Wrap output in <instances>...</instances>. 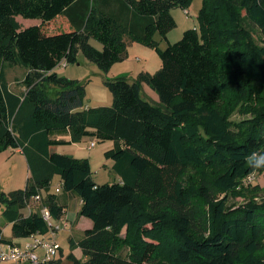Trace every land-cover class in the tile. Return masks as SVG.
I'll list each match as a JSON object with an SVG mask.
<instances>
[{
  "label": "trees",
  "instance_id": "trees-1",
  "mask_svg": "<svg viewBox=\"0 0 264 264\" xmlns=\"http://www.w3.org/2000/svg\"><path fill=\"white\" fill-rule=\"evenodd\" d=\"M191 1L0 0V152L21 148L32 168L24 188L0 191L13 237L48 232L39 203L22 212L34 195L64 217L50 190L59 175L93 221L72 264H264V200L228 203L243 178L264 173L246 162L264 152V0H202L199 27L160 48L156 35L176 27L172 9ZM17 16L42 23L22 28ZM59 16L70 30L49 34L44 25ZM133 42L155 48L162 66L133 82L104 80L112 105L86 107L88 82L55 70L82 52L108 72ZM6 62L28 69L23 99L7 90ZM143 83L159 102L144 98ZM85 137L114 142L104 155L119 182L99 184L88 158L50 151ZM0 242L12 244L1 225Z\"/></svg>",
  "mask_w": 264,
  "mask_h": 264
},
{
  "label": "rangeland",
  "instance_id": "rangeland-1",
  "mask_svg": "<svg viewBox=\"0 0 264 264\" xmlns=\"http://www.w3.org/2000/svg\"><path fill=\"white\" fill-rule=\"evenodd\" d=\"M202 6V0H192L191 4L186 7L176 6L172 9V15L176 22V27L173 28L167 35L168 39L162 38L159 34L156 35V40L160 48H166L169 43H174L182 38L184 32L190 28H198V12ZM60 17V18H59ZM51 22L44 25V29L48 31L49 34H55L58 32L68 31L71 26L64 16H59ZM17 20L22 26V28L37 25L42 23L41 19L38 18H24L22 16H17ZM90 42L97 48L101 49L102 45L96 39H91ZM79 63L67 64L66 66L59 65L56 68L59 72L64 73V76H69L70 79H84L88 82L87 92L88 100L87 103L90 106H109L112 105L113 96L112 93L104 84L106 79H114L119 76H125L130 82H133L140 72H149L155 73L162 66V60L156 51L155 48L148 47L139 42L130 43L128 47V55L125 60L115 63L112 68L105 72L99 68V66L90 61L82 52L79 53ZM6 73L9 74V78L15 80V77H18L11 86L15 89L21 84L18 81L23 80L26 76L28 69L19 63H5ZM4 68V66H3ZM52 88V87H51ZM50 88V89H51ZM102 89H105L108 96H102L98 100L95 98L96 93L102 92ZM142 94L144 98H147L153 102H159V97L157 93L149 86L142 88ZM245 118V116L240 113H235L233 119L238 121ZM96 142V145L93 148H89V145L92 141ZM114 146L112 140L99 141L94 137H85L79 144L73 146H60L58 147L57 152H62L68 155H74L80 158H88L91 168H92V178L99 184L104 183H114L120 181V176L113 169L114 161L112 159H107L104 155V152ZM14 155L10 159L12 163V171L14 173L13 184H9V178L0 177V191L2 187L4 190H11L15 187H23L28 182L27 170L29 173L31 171V165L28 161L26 153L22 152H13ZM6 173V172H4ZM5 174H1L4 176ZM32 176V174H31ZM30 176V177H31ZM9 183H7V181ZM53 187L55 188L59 181L60 176L54 175L53 177ZM24 188V187H23ZM3 190V189H2ZM238 190L242 191L243 194H228L229 195V204L237 207L241 204L247 202L251 197H254L259 200H264V173H253L240 182ZM223 194L220 195L222 197ZM4 206L0 205V225L6 226L7 220L3 215ZM69 214L73 215L75 213L74 209H69ZM53 223H56V219H53ZM58 241L65 250V263L72 264V260L69 258L70 251V241H69V232L67 230L58 231Z\"/></svg>",
  "mask_w": 264,
  "mask_h": 264
},
{
  "label": "crops",
  "instance_id": "crops-1",
  "mask_svg": "<svg viewBox=\"0 0 264 264\" xmlns=\"http://www.w3.org/2000/svg\"><path fill=\"white\" fill-rule=\"evenodd\" d=\"M79 64H80V62H79ZM55 70H56V72L61 74V72H59V70L57 68ZM3 71H4V77H5L4 83L7 86V90L9 92V94L16 95V96L20 97L21 99H23L24 94L26 93V86L24 85L23 80L18 81L21 84L18 86L17 89H15L11 86V84L18 77H15L14 78L15 80H12V81H11V78L8 79L9 74L6 73L5 65H4ZM61 75H64V73L62 72ZM67 77L69 78V76H67ZM78 79H81V78H78ZM82 80H84V79H82ZM142 86L144 88V87L149 86V85L146 83H143ZM104 90L105 89H102V92L96 93L95 98L97 100L102 96L103 97L108 96V93H106V91H104ZM8 100H9L10 106L12 107V103H11L12 101H10V100H12V97L8 96ZM89 106H90L89 103L86 104V107H89ZM60 138L70 140L71 136H70V134L62 135V136L58 137V139H60ZM76 144H79V142L78 143H71V144L52 145V146H50V151L51 152H57V151H59L58 147H60V146H69V145L73 146ZM15 151L20 152V153L23 152L21 148H8V149L0 152V177H6L7 176L9 178L10 183L7 180L6 181H7V183H9L11 185L13 184L14 173L13 174L11 173L12 163H11L10 159L13 157V155H14L13 152H15ZM42 158H44V157L41 155H38V157L36 158V163H39V164L43 163ZM4 172H6V173H4ZM1 174H5V175L1 176ZM31 174L32 173L31 172L29 173V171L27 170V177L28 178H30ZM52 182H53V180H52ZM12 187H14V188H11V190H4V188L2 187L3 190L1 189V191L9 192V191H12L15 189L23 188L25 186H23V187L12 186ZM57 187H60V189H61L59 192H56ZM50 190H51V192H56L57 197L60 200V202L63 205H66V213H65L64 217H62V220L65 222L63 229L67 230L69 232V241H70L69 255L73 254L77 259L83 260L84 259L83 251L78 246V242L84 237L85 230L93 227V221L86 216H80L79 215V210L82 206V199L78 195H76L70 191L64 190L63 189V181L61 178H60L58 185L55 188L53 187V184H51ZM69 209H74L75 213L73 215H70ZM22 212L26 216L30 214V212L27 208L22 209ZM2 229H3V236L5 238L12 239V244H19V243H22L26 240V238L13 237V223L12 222L7 221L6 226L5 227L2 226ZM2 244H7V243L0 242V245H2ZM60 256H61L62 262L64 264H66L65 263L66 254H65V250L62 246H61Z\"/></svg>",
  "mask_w": 264,
  "mask_h": 264
},
{
  "label": "built area",
  "instance_id": "built-area-1",
  "mask_svg": "<svg viewBox=\"0 0 264 264\" xmlns=\"http://www.w3.org/2000/svg\"><path fill=\"white\" fill-rule=\"evenodd\" d=\"M60 65L66 66L67 61L62 60ZM96 142L93 140L89 148H93ZM60 187L56 188L59 192ZM45 195V194H43ZM34 203L40 204V212L47 221L49 230L46 233L40 231L27 237L26 240L19 244H2L0 245V264H64L61 260V244L58 241V231L64 228L65 222L55 219L48 206L43 205V196L41 194L32 197V203L26 207L31 213L35 206Z\"/></svg>",
  "mask_w": 264,
  "mask_h": 264
},
{
  "label": "clouds",
  "instance_id": "clouds-1",
  "mask_svg": "<svg viewBox=\"0 0 264 264\" xmlns=\"http://www.w3.org/2000/svg\"><path fill=\"white\" fill-rule=\"evenodd\" d=\"M246 162L252 170L264 168V152H251L246 157Z\"/></svg>",
  "mask_w": 264,
  "mask_h": 264
}]
</instances>
